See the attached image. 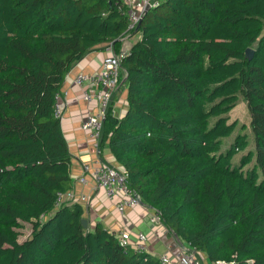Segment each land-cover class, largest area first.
<instances>
[{
    "label": "trees",
    "instance_id": "16d2710c",
    "mask_svg": "<svg viewBox=\"0 0 264 264\" xmlns=\"http://www.w3.org/2000/svg\"><path fill=\"white\" fill-rule=\"evenodd\" d=\"M157 1L130 33L126 109L110 102L100 145L179 240L210 262L264 264V0ZM126 27L122 0H0V264H159L83 227L80 204L55 207L71 186L56 95L87 52L119 51ZM239 97L253 149L234 163L247 134L221 149Z\"/></svg>",
    "mask_w": 264,
    "mask_h": 264
},
{
    "label": "crops",
    "instance_id": "0c3cea01",
    "mask_svg": "<svg viewBox=\"0 0 264 264\" xmlns=\"http://www.w3.org/2000/svg\"><path fill=\"white\" fill-rule=\"evenodd\" d=\"M135 35L137 37L132 39ZM139 38V33L121 39L119 50L129 51L131 46ZM105 45L87 52L78 62H76L67 73L64 83L60 89V100L62 103L60 123L64 137L68 144L71 157L70 163V189L76 195H84L86 200L78 203L83 209V217L87 219V227L92 230L96 224H100L107 231L118 234H126L130 240V247L139 233L146 235L144 241V254L156 257L164 252H174L180 244L187 245L183 240H179L174 234L169 232L166 226L161 223H151L149 218L154 209L144 203H140L134 208L126 209L122 214L115 211L111 201L106 199L103 192L95 187V182L89 173L84 174L82 165L90 163L97 156L106 163L123 169L115 160L108 147L103 144L99 153L92 152V144L86 132L80 128L81 120L87 111L95 112L97 104L88 103L83 98L82 86L73 83V77L78 72L90 73L99 70L104 56ZM121 83L115 89L111 104L112 112L120 117L125 112V87ZM83 175L85 183H81L78 177ZM200 264H210L206 256L199 251Z\"/></svg>",
    "mask_w": 264,
    "mask_h": 264
},
{
    "label": "built area",
    "instance_id": "2783aa9c",
    "mask_svg": "<svg viewBox=\"0 0 264 264\" xmlns=\"http://www.w3.org/2000/svg\"><path fill=\"white\" fill-rule=\"evenodd\" d=\"M123 10L127 18V27L124 37L132 36L130 33L137 28V25L147 6L153 7L158 4L157 0H122ZM123 37V38H124ZM99 70L85 73L78 72L73 77V83L84 88L83 98L89 104L94 101L97 104L95 112L87 111L80 123V128L86 132L88 139L91 141L92 152L99 153L102 120L109 107L113 93L118 86L120 62L127 55L128 51H114L112 44L108 43L105 47ZM62 103L59 93L56 95L55 115L61 117ZM84 174L89 173L95 182V187L101 190L109 201L114 205L115 211L122 214L128 208H134L140 204L139 196L127 184V172L124 169L114 167L98 156L90 163L82 165ZM81 183H85L83 175L78 177ZM84 195H76L71 190L58 192L55 201V207L61 204H70L73 202H84ZM151 223L160 222L159 213L154 211L149 218ZM119 244L123 247L124 252L130 246V240L126 234L116 235ZM146 235L139 233L133 242V250L144 254V241ZM199 251L187 245L180 244L174 252H164L156 256L159 264H200L198 256ZM148 255L143 257L146 260ZM210 264H233L216 260Z\"/></svg>",
    "mask_w": 264,
    "mask_h": 264
},
{
    "label": "rangeland",
    "instance_id": "374dc122",
    "mask_svg": "<svg viewBox=\"0 0 264 264\" xmlns=\"http://www.w3.org/2000/svg\"><path fill=\"white\" fill-rule=\"evenodd\" d=\"M263 32H264V26H263ZM136 37L137 35H135L132 39H135ZM227 115L229 118L228 121L229 122L236 121L237 125H236L234 132L228 138L224 139L223 141L224 144L221 150H224L225 148L229 146V144L233 140V137L238 132H242V133L245 132L248 136L249 144L247 145V147H245L243 150H240L236 155H234L232 159L234 163H238L240 156L246 153L248 149H253V138H252V134L249 128L250 117H249L246 103L243 101L241 97L238 98L234 107L227 113ZM242 128L244 129L242 130ZM252 163L253 162L249 163L244 168L250 167ZM18 230L20 232V235L18 238H19V241H21L30 236L31 225L29 223H22V227L18 228Z\"/></svg>",
    "mask_w": 264,
    "mask_h": 264
},
{
    "label": "water",
    "instance_id": "95a60500",
    "mask_svg": "<svg viewBox=\"0 0 264 264\" xmlns=\"http://www.w3.org/2000/svg\"><path fill=\"white\" fill-rule=\"evenodd\" d=\"M148 9H149V6H147V7L145 8V10L143 11V14H144ZM138 26H139V23H138V25H137V28H138ZM137 28H136V29H137ZM253 51H254L253 48H251V47H247V48L245 49V56H246L247 58H251L252 55H253ZM140 203H142V202L140 201ZM80 221H81V224H82L83 227H87V219H86V218L82 217ZM174 236H175V234H174Z\"/></svg>",
    "mask_w": 264,
    "mask_h": 264
}]
</instances>
